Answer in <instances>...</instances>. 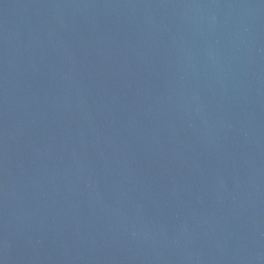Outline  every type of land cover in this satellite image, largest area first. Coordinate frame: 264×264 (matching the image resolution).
I'll use <instances>...</instances> for the list:
<instances>
[{
	"label": "water",
	"instance_id": "95a60500",
	"mask_svg": "<svg viewBox=\"0 0 264 264\" xmlns=\"http://www.w3.org/2000/svg\"><path fill=\"white\" fill-rule=\"evenodd\" d=\"M0 264H264V0H0Z\"/></svg>",
	"mask_w": 264,
	"mask_h": 264
}]
</instances>
